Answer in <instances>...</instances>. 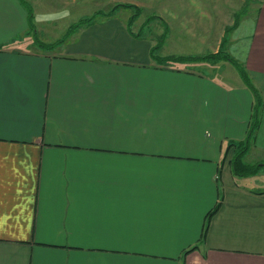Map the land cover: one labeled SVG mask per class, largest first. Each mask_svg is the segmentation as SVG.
Returning a JSON list of instances; mask_svg holds the SVG:
<instances>
[{
  "label": "crops",
  "instance_id": "obj_1",
  "mask_svg": "<svg viewBox=\"0 0 264 264\" xmlns=\"http://www.w3.org/2000/svg\"><path fill=\"white\" fill-rule=\"evenodd\" d=\"M25 1L43 42L91 16L90 0ZM112 1L141 12L121 7L44 51L21 1L0 0V264H264V186L232 174V150L222 159L247 134L253 92L227 61L211 65L235 72L150 54L165 28L161 57L225 37L241 49L262 103L245 159L264 160V0L253 17L249 0Z\"/></svg>",
  "mask_w": 264,
  "mask_h": 264
},
{
  "label": "trees",
  "instance_id": "obj_2",
  "mask_svg": "<svg viewBox=\"0 0 264 264\" xmlns=\"http://www.w3.org/2000/svg\"><path fill=\"white\" fill-rule=\"evenodd\" d=\"M20 1L27 11V24H28L27 34L31 35L33 38V42L39 48L43 49L44 51H51L57 48L67 39V37L70 34L76 32L82 27L88 26L89 24L96 21L99 17L107 18L111 16L117 9L121 7L132 8L134 10L132 17L130 18L131 20H133L141 12V8H139L136 5L130 4V3L115 4L109 11H106V12L102 10L95 11L93 14H91V16L84 17L82 19H79L78 21L71 23L67 27L64 35L61 38L56 39L55 41H52V42H43L39 39L36 33V30H35V26L33 24L32 6L25 0H20ZM244 12H245V9L243 10L242 13L236 14L235 22L233 24L234 27L237 25L241 14H243ZM148 21L149 19L147 20V22ZM128 25L130 26V23ZM230 29L231 27L227 28L226 30L227 33L230 32ZM165 31H166V28H165ZM165 31L161 35L158 43H156L150 49L151 57L157 63L164 64V65H170V64H175V63L177 64L198 63V62L214 63L218 61H227L235 68V70L237 71V73L239 74L243 82L253 92L254 104H253V111L250 117V124L247 130V134L243 140L228 142L222 159L225 160L230 150H232L233 155L230 157L228 161H229V166H230V169L233 175L238 176V177H250V176L257 174L260 169H264V160L256 161V162H250V161L248 162L245 159V155L247 154L250 148L251 141L253 140L254 134L256 130L258 129V125H259L258 116L260 114V108H261L262 103H261L260 94L254 87L245 65L242 62L236 60L225 50L224 44L226 43V37L222 39L221 46L216 52H210V53H206L203 55H168V56H162V57L159 55H156V52L161 47L164 41ZM221 201H222V195H220V198L215 204V206L207 213L205 217V224H204V228H203L200 241L204 239L210 218L220 207Z\"/></svg>",
  "mask_w": 264,
  "mask_h": 264
},
{
  "label": "rangeland",
  "instance_id": "obj_3",
  "mask_svg": "<svg viewBox=\"0 0 264 264\" xmlns=\"http://www.w3.org/2000/svg\"><path fill=\"white\" fill-rule=\"evenodd\" d=\"M131 2V1H128V0H119V2ZM58 2H59V6L61 5V4H63L62 3V1H60V0H58ZM113 2V3H112ZM260 2V0H249L248 2H247V4H246V6H245V8L247 9L248 8V6H249V8H251V15H252V17L254 16V14H255V9H256V7H257V5H258V3ZM115 4V2L114 1H112V0H99V1H97V0H90V3H89V1H88V4H87V9H88V13H90V14H92V13H94L95 11H97V10H102V11H108L109 9H111V7L113 6ZM96 7H101V9H96ZM126 8H124L123 10H125ZM128 9V8H127ZM159 9V6L157 5V1H151V2H148V4L147 5H145V7H144V10L142 11V13L140 14V19L141 18H147L148 16H150V12L151 11H157ZM122 10V11H123ZM121 11V12H122ZM247 13V12H246ZM245 12L243 13V14H241V16L240 17H243V15H245L246 14ZM73 17V16H72ZM76 17H79V16H76ZM75 19V18H74ZM142 32V31H146V28H140L137 32ZM40 32H41V30H40ZM188 43V42H187ZM188 44H191V43H188ZM232 47H233V50H229L228 49V51H229V53L231 54V56L232 57H234V58H236L237 57V54L238 53H240V51H242L241 49H239V50H236V48L234 47V45L232 44ZM171 48H173V47H170V49ZM165 52V51H164ZM168 53H171L169 50H167V52H166V54H168ZM206 63H209V67H211V66H213V65H211V64H213V63H210V62H206ZM215 63V62H214ZM229 67H226L225 66V64H221V65H214L213 66V70H227ZM230 70H232V69H229V70H227V71H225V72H231ZM233 72H235L234 70H232ZM233 155V152L231 151L230 152V154H229V159H230V157ZM228 159V160H229ZM253 176H255V179H249L248 181H242V182H245L246 184H249V185H256V186H264V169H260L259 171H258V173L257 174H255V175H253Z\"/></svg>",
  "mask_w": 264,
  "mask_h": 264
}]
</instances>
